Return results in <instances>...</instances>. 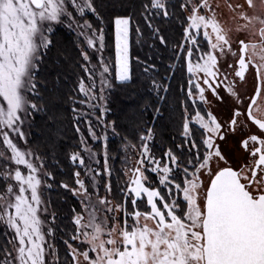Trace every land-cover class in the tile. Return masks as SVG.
Returning a JSON list of instances; mask_svg holds the SVG:
<instances>
[{
    "label": "snow or ice",
    "instance_id": "1",
    "mask_svg": "<svg viewBox=\"0 0 264 264\" xmlns=\"http://www.w3.org/2000/svg\"><path fill=\"white\" fill-rule=\"evenodd\" d=\"M226 6L227 26L213 0H140L138 18L97 0H0V264L58 261L54 187L78 198L65 264H264V0ZM62 29L80 73L66 93L79 134L71 183L57 179L54 149L30 140L36 117L54 126L63 102L69 78L49 57ZM174 81L180 142L158 154ZM134 85L145 92L128 99L151 97L139 113L152 122L121 136L126 179L114 191L109 133L121 125L108 117Z\"/></svg>",
    "mask_w": 264,
    "mask_h": 264
},
{
    "label": "trees",
    "instance_id": "2",
    "mask_svg": "<svg viewBox=\"0 0 264 264\" xmlns=\"http://www.w3.org/2000/svg\"><path fill=\"white\" fill-rule=\"evenodd\" d=\"M97 3L100 11L103 13L114 10L119 13L134 14L136 18L139 17L140 0H97ZM169 28V35H178L179 29L176 22L169 25ZM73 38L74 37H72L67 30L62 29L55 35L56 47L49 53L50 63L58 61L60 69L63 70L69 78L68 84L63 86V102L56 110L57 122L53 126L50 122H47V118L44 117L43 114L37 116L34 127L31 129L32 135L30 136V140L39 144L42 150L52 148L54 149V153L60 156L64 163L60 165L62 174L59 175L57 179L69 183L72 182L71 172L76 169L68 164L66 161V154L76 150L75 145L79 142V134L74 131V118L71 111V103L68 95H66L75 79L73 75L74 71L80 74L79 70L75 68L78 54L72 44ZM133 91H138L141 94L145 92L139 85H134L114 95L111 104L113 113L108 117V119H118L121 125V135L113 136L109 140V155L111 157H119L118 159H111L114 161V174L111 181L114 191L123 186L125 178L121 175V170L123 169L122 159L124 155L122 151L124 141L121 139V136H127L129 140H132L133 136L138 137L143 127L150 125L152 122L151 112H145L142 115L139 113L140 105L145 101H150L152 98L145 94V101H141L138 104L136 100L128 99V94ZM177 96V82L174 81L173 91L169 98L168 105L162 109L163 114L161 118L155 121V145L158 154L160 149L170 147L173 144V137H175V143L180 142L181 109L176 103ZM133 142L139 143L138 139ZM49 195L52 201L50 212H55L57 215L56 224L58 225V230L56 232L55 242L59 252L57 264H65L66 250L62 241L67 239V235H64V233L71 235V209L76 207L79 210V205L77 203L78 199L58 187H54V190L49 193ZM0 228H2V225H0ZM4 243V238L0 235V245Z\"/></svg>",
    "mask_w": 264,
    "mask_h": 264
},
{
    "label": "rangeland",
    "instance_id": "3",
    "mask_svg": "<svg viewBox=\"0 0 264 264\" xmlns=\"http://www.w3.org/2000/svg\"><path fill=\"white\" fill-rule=\"evenodd\" d=\"M214 3H217L220 5V9H219V12L221 13V18L226 22V26L227 25H231V19H230V12L226 6L227 3H243V0H213ZM209 99H211V96L209 95ZM221 112H224L225 110L223 109V107L221 106V108L219 109ZM81 130L84 131L85 133V136H87V132H86V126L84 124H81ZM113 136L111 135V133H109V140L112 138ZM89 144L90 146L94 147V150L96 151H101L100 149L98 148H95V145L92 144L91 141H89ZM122 151H123V146H122ZM123 159H122V164H123V169H125L126 165L124 163V160H125V153L123 152ZM128 156V164L130 165L132 163V159H133V153L132 152H129L127 154ZM101 164H102V158H101ZM109 164L110 166L112 167V173L114 174V171H113V168H114V161H112L111 159L109 160ZM113 174H112V178H113ZM83 178V176H82ZM112 178H111V181H112ZM126 177L124 178V181H125ZM107 180V177H105V181H102V183L106 182ZM123 181V182H124ZM101 194H103V189L101 190ZM78 199V198H77ZM50 210V209H49ZM56 237L54 240L51 241V243H53L56 247ZM49 261H50V264H57V261H55V258L54 257H49Z\"/></svg>",
    "mask_w": 264,
    "mask_h": 264
}]
</instances>
